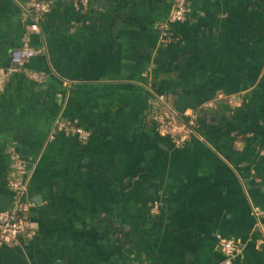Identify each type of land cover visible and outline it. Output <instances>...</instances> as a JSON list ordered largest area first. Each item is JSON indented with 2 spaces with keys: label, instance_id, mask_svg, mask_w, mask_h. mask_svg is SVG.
<instances>
[{
  "label": "crops",
  "instance_id": "0c3cea01",
  "mask_svg": "<svg viewBox=\"0 0 264 264\" xmlns=\"http://www.w3.org/2000/svg\"><path fill=\"white\" fill-rule=\"evenodd\" d=\"M45 1L33 32L28 0H0V210L15 151L35 229L0 264H225L221 236L240 243L232 264H264V0H189L167 46L174 0ZM23 45L39 52L15 65ZM157 96L199 135H160Z\"/></svg>",
  "mask_w": 264,
  "mask_h": 264
},
{
  "label": "built area",
  "instance_id": "2783aa9c",
  "mask_svg": "<svg viewBox=\"0 0 264 264\" xmlns=\"http://www.w3.org/2000/svg\"><path fill=\"white\" fill-rule=\"evenodd\" d=\"M21 5L32 20L30 25L32 31L38 32L42 17L51 7L50 2L28 0V2H23ZM189 11V0H174L168 20L160 24L162 45L167 46L173 41L172 24L184 21L188 17ZM38 52L39 50L35 47L23 45L11 51V60L15 65H21ZM31 75L35 78H41V75L36 72H32ZM146 118L154 124L160 135L169 137L178 146L184 145L193 136L199 135L200 122L197 113L195 111H177L164 96H157L148 106ZM54 128L55 131H62L76 136L81 142H87L93 135L90 128L62 117L55 120ZM25 167V162L20 154L13 151L11 172L7 183L13 193V200L8 208L0 210V246L19 244L21 241L30 239L35 233L29 215L34 203L26 198L28 186ZM153 210L158 211L157 206ZM253 212L258 219V224L262 225L260 220L263 211L255 206ZM219 243L222 252L226 256L225 264H232L233 258L241 250L240 243L234 238L225 236L219 238Z\"/></svg>",
  "mask_w": 264,
  "mask_h": 264
},
{
  "label": "trees",
  "instance_id": "16d2710c",
  "mask_svg": "<svg viewBox=\"0 0 264 264\" xmlns=\"http://www.w3.org/2000/svg\"><path fill=\"white\" fill-rule=\"evenodd\" d=\"M146 114V113H145Z\"/></svg>",
  "mask_w": 264,
  "mask_h": 264
}]
</instances>
